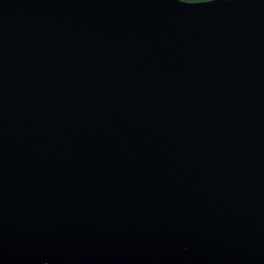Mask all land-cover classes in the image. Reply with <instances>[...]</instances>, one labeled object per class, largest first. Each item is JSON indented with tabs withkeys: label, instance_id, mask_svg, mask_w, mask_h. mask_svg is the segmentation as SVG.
<instances>
[{
	"label": "water",
	"instance_id": "1",
	"mask_svg": "<svg viewBox=\"0 0 264 264\" xmlns=\"http://www.w3.org/2000/svg\"><path fill=\"white\" fill-rule=\"evenodd\" d=\"M0 264H264V0H0Z\"/></svg>",
	"mask_w": 264,
	"mask_h": 264
},
{
	"label": "flooded vegetation",
	"instance_id": "2",
	"mask_svg": "<svg viewBox=\"0 0 264 264\" xmlns=\"http://www.w3.org/2000/svg\"><path fill=\"white\" fill-rule=\"evenodd\" d=\"M190 1H192V0H190Z\"/></svg>",
	"mask_w": 264,
	"mask_h": 264
}]
</instances>
